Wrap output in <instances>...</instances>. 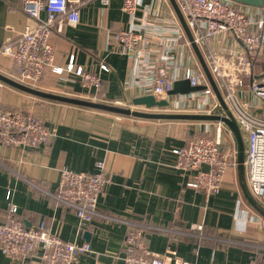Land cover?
<instances>
[{"label":"crops","instance_id":"1","mask_svg":"<svg viewBox=\"0 0 264 264\" xmlns=\"http://www.w3.org/2000/svg\"><path fill=\"white\" fill-rule=\"evenodd\" d=\"M150 1L141 0L143 6ZM171 9L175 12L170 2L166 7L161 4L163 16L171 18ZM44 16L42 13L41 17ZM137 17H141V11ZM27 22L19 0H0V48L13 45ZM130 25L128 14L122 11V0H109L106 5L100 0H85L79 7V23L63 26L61 33L52 31L50 42L55 51V66L65 67L72 58L74 67L98 74L99 85L84 88L72 74L48 71L37 89L132 108L131 100L140 93L125 89L131 83L130 63L127 57L111 50L113 33L129 29ZM217 43L221 47L223 72L237 80V95L244 99L243 77H237L234 70L243 56L242 48L224 35L218 37ZM190 49L193 59L200 64L192 46ZM189 58L185 48L171 55L173 64ZM100 65H105L106 70H100ZM262 65L254 66L253 70L264 71ZM0 74L14 77L11 57L0 54ZM219 93L222 97L223 91ZM0 107L32 113L54 132L48 145L9 147L0 142V223L14 206L15 218L23 226L43 224L62 241L88 243L91 252L79 256L77 264H122L126 229L123 224L100 218L81 224L71 211L33 186L54 193L61 169L92 174L96 163L101 161L111 182L98 198V212L119 219L130 218L151 227L144 233L146 245L154 254L163 256L165 264H247L253 258L264 264V218L249 204L245 192L263 210L264 207L249 190L244 166L243 174L239 173L235 138L222 123L224 146L220 150L224 151L225 147L235 150L236 165L225 172L220 191L206 197L185 186L192 173L174 168L172 150L184 146L190 134H199L198 129L204 124L211 125L213 135L219 122L120 116L41 99L2 82ZM133 108L150 113L208 115ZM239 131L245 155V134ZM256 219L260 225L255 223ZM199 225L203 238H175L153 230L156 227L195 233ZM0 264L20 263L0 252ZM28 264L39 263L32 258Z\"/></svg>","mask_w":264,"mask_h":264},{"label":"built area","instance_id":"2","mask_svg":"<svg viewBox=\"0 0 264 264\" xmlns=\"http://www.w3.org/2000/svg\"><path fill=\"white\" fill-rule=\"evenodd\" d=\"M28 18L14 44H5L0 54L11 57L13 81L37 89L48 71L61 75L72 74L84 88L97 87L99 75L74 67L71 58L65 67L54 65V48L50 42L52 31L61 33L63 26L79 23V7L85 0H19ZM109 0H100L106 5ZM169 0H151L143 6L141 0H122V11L130 18V27L117 30L111 37V50L127 57L131 67V83L125 89H135L140 96L153 95L166 99L173 112L214 114L222 109L215 97L201 65L193 59L191 42L184 36L181 23L171 9V18L163 16L161 4ZM182 19L198 48L207 70L232 118L243 131L246 149L243 166L251 194L264 207V71L253 67L264 64V8H255L230 0H174ZM141 11V17L137 12ZM45 14L44 18L41 17ZM224 35L242 48L243 56L236 62L237 77H243L245 98L237 95L233 76L223 72L218 37ZM185 48L191 58L172 63L171 55ZM100 70H106L100 65ZM172 71V74L169 71ZM187 80L189 86L204 89L188 94L168 96L176 81ZM143 108V107H142ZM155 111L157 109H154ZM153 111V110H152ZM190 134L184 146L172 150L174 168L192 173L186 187L202 192L206 197L217 194L225 172L236 165V151L225 147L221 124L211 132L210 124ZM204 134V135H201ZM54 136L43 119L22 110L0 107V142L9 147L48 145ZM205 167V168H204ZM92 174L61 169L57 191L46 192L59 205L71 211L81 224L95 218L121 223L125 226L122 243V264H165L164 257L154 254L146 245L144 233L152 229L145 223L102 215L97 210L98 198L110 184L103 162H97ZM16 207L11 206L0 223V252L11 261L28 264L32 258L39 264H77V258L91 252L88 243L62 241L52 235L43 224L25 227L15 218ZM255 223L260 225V220ZM176 237L200 236L202 226L195 233L156 228ZM237 244L236 242L232 241ZM241 244V243H240ZM180 264H194L185 263ZM247 264H260L251 259Z\"/></svg>","mask_w":264,"mask_h":264},{"label":"water","instance_id":"3","mask_svg":"<svg viewBox=\"0 0 264 264\" xmlns=\"http://www.w3.org/2000/svg\"><path fill=\"white\" fill-rule=\"evenodd\" d=\"M174 11L176 12V15L181 23V26L187 35L188 40L191 42V46L200 62V65L207 77V80L209 82V85L217 98V101L222 109L223 115H192V114H171V113H150L145 111H137L133 110V107H143L145 110H154V109H163L165 107H168V101L166 99H157L153 95H146V96H139L135 97L131 100L132 108L130 107H120L115 105H108L105 103L95 102V101H89L84 99H77V98H71L66 97L58 94L48 93L41 91L39 89H35L32 87H28L25 85H22L20 83H17L16 81H13L12 79L5 77L0 74V82L13 87L23 93L53 101V102H60L65 103L81 108L91 109V110H97L102 112H107L115 115L120 116H127V117H133L137 119H151V120H164V121H195V122H219L222 123L224 126L229 129V131L232 133V135L235 138L236 144H237V163H238V171L242 175L243 174V161H244V144L242 137L240 135V131L238 128V125L232 118L231 114L229 113L226 105L224 104L222 97L212 80L207 67L201 57V54L198 50V48L192 43V37L189 33V30L187 29L181 13L179 9L177 8L174 0H169ZM234 3L255 7V8H264V0H230ZM204 89L202 86L198 87H191L188 84L187 80H181L176 81L173 84V88L171 91L167 93L168 96L176 95V94H188L195 91H201ZM245 196L249 204L256 209L261 216L264 218V210L253 200V198L245 192ZM88 236V235H87Z\"/></svg>","mask_w":264,"mask_h":264},{"label":"rangeland","instance_id":"4","mask_svg":"<svg viewBox=\"0 0 264 264\" xmlns=\"http://www.w3.org/2000/svg\"><path fill=\"white\" fill-rule=\"evenodd\" d=\"M264 66V65H263ZM123 107H126V106H123ZM134 110H135V108H133ZM144 109V108H143ZM156 111H171L170 109H165V108H163V109H157Z\"/></svg>","mask_w":264,"mask_h":264},{"label":"trees","instance_id":"5","mask_svg":"<svg viewBox=\"0 0 264 264\" xmlns=\"http://www.w3.org/2000/svg\"><path fill=\"white\" fill-rule=\"evenodd\" d=\"M263 65H264V64H263ZM263 65H262V67H264Z\"/></svg>","mask_w":264,"mask_h":264}]
</instances>
